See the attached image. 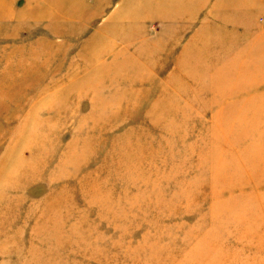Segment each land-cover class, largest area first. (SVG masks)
<instances>
[{"label": "rangeland", "instance_id": "rangeland-1", "mask_svg": "<svg viewBox=\"0 0 264 264\" xmlns=\"http://www.w3.org/2000/svg\"><path fill=\"white\" fill-rule=\"evenodd\" d=\"M42 1L0 0V264H264V0Z\"/></svg>", "mask_w": 264, "mask_h": 264}, {"label": "crops", "instance_id": "crops-1", "mask_svg": "<svg viewBox=\"0 0 264 264\" xmlns=\"http://www.w3.org/2000/svg\"><path fill=\"white\" fill-rule=\"evenodd\" d=\"M25 2L27 3H35V4H41L43 1L42 0H24ZM45 3H50V4H54L56 6H61V9L68 12V11H73V7L75 6L76 4V0H44ZM82 5H85L82 4ZM40 9V8H38ZM38 9H34L32 8L31 10L33 11H39Z\"/></svg>", "mask_w": 264, "mask_h": 264}, {"label": "bare ground", "instance_id": "bare-ground-1", "mask_svg": "<svg viewBox=\"0 0 264 264\" xmlns=\"http://www.w3.org/2000/svg\"><path fill=\"white\" fill-rule=\"evenodd\" d=\"M223 110V109H222ZM224 111V110H223ZM223 113V112H222ZM228 114V113H227ZM224 116H222V117H220V118H223ZM261 132H263L264 133V130H262ZM261 142H260V144L261 145H264V134L261 136ZM221 163H223V162H221ZM258 163V160L257 159H255V158H253V159H251V158H248L246 161H243V163H241V165L242 166H252L253 168L255 167V165ZM256 176V174H254V175H252L251 176V178L252 177H255ZM257 178H260V176H259V174L257 175Z\"/></svg>", "mask_w": 264, "mask_h": 264}]
</instances>
